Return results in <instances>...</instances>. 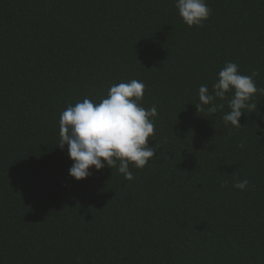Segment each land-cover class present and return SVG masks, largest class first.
Instances as JSON below:
<instances>
[{
    "label": "trees",
    "instance_id": "16d2710c",
    "mask_svg": "<svg viewBox=\"0 0 264 264\" xmlns=\"http://www.w3.org/2000/svg\"><path fill=\"white\" fill-rule=\"evenodd\" d=\"M207 4L190 27L174 0H0V264H264V94L239 128L231 91L196 107L228 61L264 88V0ZM131 79L156 156L76 180L61 112Z\"/></svg>",
    "mask_w": 264,
    "mask_h": 264
},
{
    "label": "clouds",
    "instance_id": "9594fccd",
    "mask_svg": "<svg viewBox=\"0 0 264 264\" xmlns=\"http://www.w3.org/2000/svg\"><path fill=\"white\" fill-rule=\"evenodd\" d=\"M180 17L188 26H203L211 15L207 0H174ZM254 71L245 75L239 65L232 61L225 63L218 72V79L209 91L207 84L199 87L198 111L204 105L209 113L215 114L224 108L216 104L219 98L224 100L226 93L233 92L228 100L229 112L223 115L225 124L241 127L240 118L248 111H256L257 104L250 101L256 93L264 94V88H258ZM146 85L143 81L131 79L127 82L113 84L106 97L100 102L85 97L75 105H69L60 114L59 143L64 149L67 146L68 156L73 161L69 175L82 180L105 166L117 169L125 179H133L129 165L142 169L156 156L160 147L158 143L149 146V139L155 134V118L158 116L156 106L145 108L141 105ZM242 140L239 147L243 148ZM117 162L118 165H117ZM249 185L248 179L238 180L233 187L241 191Z\"/></svg>",
    "mask_w": 264,
    "mask_h": 264
}]
</instances>
